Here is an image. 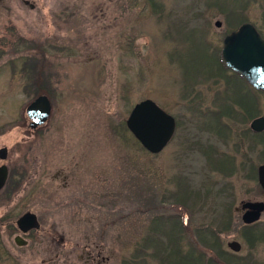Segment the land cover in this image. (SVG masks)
Segmentation results:
<instances>
[{"label":"rangeland","instance_id":"1","mask_svg":"<svg viewBox=\"0 0 264 264\" xmlns=\"http://www.w3.org/2000/svg\"><path fill=\"white\" fill-rule=\"evenodd\" d=\"M22 1L0 0V148L8 151L0 264H80L89 240L104 264H190V252L207 250L201 237L218 264H264V216L248 227L234 211L264 191L240 157L235 172L220 168L210 114L227 96L214 87L245 85L224 69L220 50L239 24H260L261 0H30L33 11ZM50 32L59 42L45 39ZM44 92L51 115L31 129L25 109ZM146 99L176 120L159 154L123 130ZM27 211L41 229L22 235L14 225ZM171 227L180 231L174 248ZM252 232L261 238L255 248ZM233 240L242 244L237 254L226 245Z\"/></svg>","mask_w":264,"mask_h":264},{"label":"water","instance_id":"2","mask_svg":"<svg viewBox=\"0 0 264 264\" xmlns=\"http://www.w3.org/2000/svg\"><path fill=\"white\" fill-rule=\"evenodd\" d=\"M220 22H215L220 27ZM222 59L225 66L234 73L242 76L256 90L264 92V40L249 24L240 26L237 31L225 37L222 47ZM51 106L45 96H39L33 100L25 110L29 120L28 126L35 129L44 125L50 115ZM127 130L132 134L142 148L150 154H159L171 141L175 129V119L162 110L151 100L138 102L131 110L125 122ZM252 127L257 131L264 128V119H256ZM7 148H0V161L7 159ZM259 184L264 189V166L259 168ZM8 178V168L0 165V190L3 189ZM247 212L242 216V222L246 225L253 224L260 219L264 212V203H246ZM16 226L22 234L31 230H39L36 215L30 212L22 214L16 220ZM17 245H25L26 242L20 236L15 238ZM228 247L238 252L239 243L232 241Z\"/></svg>","mask_w":264,"mask_h":264},{"label":"flooded vegetation","instance_id":"3","mask_svg":"<svg viewBox=\"0 0 264 264\" xmlns=\"http://www.w3.org/2000/svg\"><path fill=\"white\" fill-rule=\"evenodd\" d=\"M248 1H251L252 3L258 2V0H248ZM22 3L25 7L29 8L32 11L35 10L37 7L36 4L30 0H23ZM261 6H262V15H261L262 19L259 20L260 24L258 23L256 24V22H248V21L243 22L239 24L238 26H236L233 30L225 34L224 38L231 32L236 31L240 26L244 24H249L253 26L256 29V31L260 34V36L264 39V0H261ZM242 9L244 10V7ZM214 26H215V23H214ZM59 36H60L59 33L57 34L55 32L54 33L50 32L48 33V35L45 36V39H48L54 42L55 41L59 42L60 40ZM223 40H222V44H223ZM36 41L41 43V38L36 39ZM61 43L64 44L63 42ZM53 48H56V50H59L61 53H64L65 51H67V49L60 48L59 46H55V45H53ZM42 66L43 67L45 66L44 60H42ZM229 71L234 76H236L235 73H233L231 70ZM237 77H240V76H238L237 74ZM240 78L245 83L244 86H238V87L227 86V87H219V88L214 87L216 89H226L225 92L227 93L226 98H223L222 101H220L219 109L215 112H210V114H213V116L216 119L215 120L216 127L214 128L215 138L217 139L218 143H222V146H223L222 150H218L217 158L219 159V164H221L220 168H223V169L233 168L235 172L237 170V167L235 166L237 165V161L239 160L238 157H240L242 159V163L239 164L240 168L245 170L246 172L252 171V176H251L252 181H254L257 184L258 188H260L261 192H263L264 189L259 184L258 172H259V168L261 166H264V161H261L257 164L253 160V157L257 155H259V157L264 156V128L260 131H257L255 128L252 127V123L256 119H259V118L264 119V113L257 114V110H258L257 108H258V103H259V101L257 100V94H258L257 92L259 93H264V92L257 91L254 87L249 85L245 81L244 78L242 77ZM208 89H211V87H209ZM228 89H235V90H233V92H230L228 91ZM39 96H45L48 99L50 106H51V111H50V115H51L52 104H51L50 96H48L45 92L37 95L36 98ZM36 98H34L33 100H35ZM229 99H231L232 102H229L230 101ZM205 115H207V112L205 113ZM231 139H232V145L230 143ZM223 159H226L225 163H222ZM248 202L249 203H254V202L264 203V200L263 199L241 200L238 203V205L234 208V211L239 216V219L241 220V222H242V216L248 210L247 208H245V204ZM27 212H30V211H27ZM262 216H264V212L261 213L260 219L257 222L250 224V225H246L242 222L244 224L243 226L252 227V225L258 223L261 220ZM37 220H38V217H37ZM38 223L40 224L39 221ZM4 225L0 223V227ZM14 228L16 229V231L21 233L20 230L16 226V221H15ZM40 229H41V224H40ZM31 231H39V230H31ZM31 231L27 232L26 234H22V233L21 234L27 235ZM20 237L23 239V241H25L22 236ZM248 238H251V242H250L251 248H255L258 241L261 239V238H258L253 232L249 234ZM233 241L239 243L240 245L239 251L236 253L234 252L235 254H237L242 251V244L239 241H236V240H233ZM25 242L27 244V241ZM230 242L231 241H228L226 243L227 247ZM216 243L221 244L220 240L218 239L216 240ZM228 249L230 250L229 247ZM81 250H82V253H80V255L76 257V259L80 262V264H104L106 261V258H103L101 256V250H97L96 245H94L93 242H91L90 240L87 242V245H83L81 247ZM208 250L209 249L205 250V252ZM210 250L213 251L212 254L213 253L215 254V256L211 259L213 264H218L217 261H218V258H220L219 257L220 254L217 252V250H214V249H210ZM205 252L201 251L203 257H205ZM59 257L60 256L58 255V252H57L55 253L54 257L51 260L56 261Z\"/></svg>","mask_w":264,"mask_h":264},{"label":"trees","instance_id":"4","mask_svg":"<svg viewBox=\"0 0 264 264\" xmlns=\"http://www.w3.org/2000/svg\"><path fill=\"white\" fill-rule=\"evenodd\" d=\"M226 81L228 82L229 80L228 79H226ZM123 130L125 131V132H128L127 131V129L123 126ZM178 224H175V228H176V230H178L179 229V227L180 228H182V230H183V224H184V222L181 220V221H176ZM0 223H2V221H0ZM162 224H164V223H162ZM159 225H161V224H159ZM169 225H171V224H169ZM178 231H175V230H173L172 229V227H171V230L168 232V233H170L169 235H167L166 237H167V240H168V242H166L167 244H168V246L171 248V247H175V246H178V245H176V244H178L179 242L181 243V240H180V237L178 236V233L180 232H178ZM172 233V234H171ZM205 238L206 237H201V239H202V246L204 247V248H207V249H212V247L211 246H209V244H206V241H205ZM218 238H216V240H217ZM149 241H150V239H148V241L146 240V242H148L149 243ZM215 244H217V243H215ZM197 250L198 249H196V251L194 250V253L193 252H190L192 255H191V258H192V261H191V263L192 264H201V260L202 259H204L205 257H203V255H202V253L201 254H198V253H196L197 252ZM200 252H201V250H200ZM190 258V257H189ZM207 262H209V263H211V264H213L211 261H207Z\"/></svg>","mask_w":264,"mask_h":264}]
</instances>
